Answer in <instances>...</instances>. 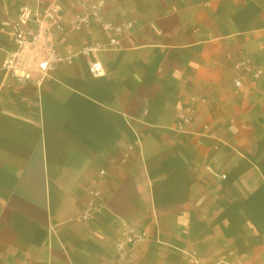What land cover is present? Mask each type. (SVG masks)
<instances>
[{"label":"crops","instance_id":"1","mask_svg":"<svg viewBox=\"0 0 264 264\" xmlns=\"http://www.w3.org/2000/svg\"><path fill=\"white\" fill-rule=\"evenodd\" d=\"M51 1L0 0V20ZM69 1L56 49L71 65L36 86L0 52V264H262L264 0H106L133 27L88 56L107 35L74 30ZM121 222L146 234L123 253Z\"/></svg>","mask_w":264,"mask_h":264},{"label":"built area","instance_id":"2","mask_svg":"<svg viewBox=\"0 0 264 264\" xmlns=\"http://www.w3.org/2000/svg\"><path fill=\"white\" fill-rule=\"evenodd\" d=\"M71 10H75L72 28L74 30L90 33L91 27L96 24L101 33L107 35L106 42L93 41L84 44L77 54L88 56L96 55L103 51L116 50L119 48L122 38L131 32L132 22L118 24L105 18L106 0H70ZM63 9L57 0L36 7L23 5L14 16H7L0 20V34L6 36L14 45L12 50L5 51L0 46V52H4L2 70L13 78L39 86L45 81L58 63L71 65V57L62 58L56 49V37L64 32L61 24ZM89 73L94 76L104 74V67L99 60H94L89 65ZM259 72L255 74L257 76ZM236 88L241 87L240 79L234 80ZM193 108L187 105L178 112V126L191 123ZM100 192H91L90 198L85 203L84 212L80 219L88 221L97 214L101 206L95 204ZM120 240L116 248L121 253L129 246L145 238L146 234L135 226L121 222ZM264 264V256H262ZM187 264H201L195 253L187 254Z\"/></svg>","mask_w":264,"mask_h":264}]
</instances>
